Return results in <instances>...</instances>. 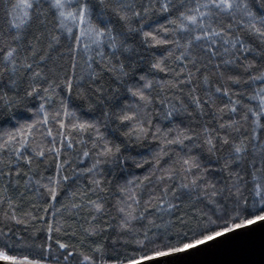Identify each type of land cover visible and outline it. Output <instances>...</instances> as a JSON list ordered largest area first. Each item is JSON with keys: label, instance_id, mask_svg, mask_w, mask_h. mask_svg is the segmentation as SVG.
Segmentation results:
<instances>
[{"label": "trees", "instance_id": "1", "mask_svg": "<svg viewBox=\"0 0 264 264\" xmlns=\"http://www.w3.org/2000/svg\"><path fill=\"white\" fill-rule=\"evenodd\" d=\"M264 217V0H0V251L131 264Z\"/></svg>", "mask_w": 264, "mask_h": 264}, {"label": "water", "instance_id": "2", "mask_svg": "<svg viewBox=\"0 0 264 264\" xmlns=\"http://www.w3.org/2000/svg\"><path fill=\"white\" fill-rule=\"evenodd\" d=\"M0 264H19L0 259ZM131 264H264V217L166 254Z\"/></svg>", "mask_w": 264, "mask_h": 264}, {"label": "rangeland", "instance_id": "3", "mask_svg": "<svg viewBox=\"0 0 264 264\" xmlns=\"http://www.w3.org/2000/svg\"><path fill=\"white\" fill-rule=\"evenodd\" d=\"M0 259H7V260H11L10 257H8L5 253L0 251Z\"/></svg>", "mask_w": 264, "mask_h": 264}]
</instances>
